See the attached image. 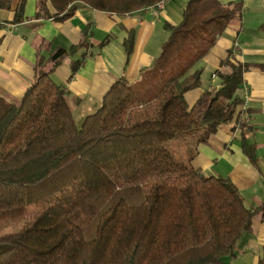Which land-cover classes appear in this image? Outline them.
<instances>
[{
    "label": "trees",
    "instance_id": "trees-1",
    "mask_svg": "<svg viewBox=\"0 0 264 264\" xmlns=\"http://www.w3.org/2000/svg\"><path fill=\"white\" fill-rule=\"evenodd\" d=\"M157 1L37 0L36 14L64 19L77 2L126 13ZM241 9L242 0H186L179 22L163 23L167 36L139 81L116 78L79 123L50 74L75 46L36 55L22 95L0 99V264H221L252 217L264 220V197L247 206L227 177L192 168L167 147L237 117L249 63L228 56L214 71L217 86L191 105L183 94ZM132 42L129 30L127 55ZM252 65L264 71V54ZM247 129L240 124V147L254 162Z\"/></svg>",
    "mask_w": 264,
    "mask_h": 264
},
{
    "label": "crops",
    "instance_id": "crops-1",
    "mask_svg": "<svg viewBox=\"0 0 264 264\" xmlns=\"http://www.w3.org/2000/svg\"><path fill=\"white\" fill-rule=\"evenodd\" d=\"M19 1L0 2V99L11 101L22 95L32 80L36 55L45 58L56 47L68 50L75 46L50 74L67 89L77 123L99 105L116 78L139 81L142 69L150 66L167 36L163 23H178L186 0H160L159 4L126 13L77 2L72 14L64 19L36 14L37 0H22L16 15ZM263 19V0H242L239 18L228 24L202 56L198 84L183 94L186 104L191 105L205 88L217 86L219 78L214 71L229 56L232 61L250 64L242 72L241 114L237 112L234 119L220 123L205 138H200L198 130L167 145L190 167L227 177L249 207L257 206L264 197V71L252 65L264 54V31L257 28ZM129 30L133 31V42L127 55L124 39ZM82 39L83 44H78ZM75 60L78 63L72 69ZM241 123L248 126L245 137L254 144V162L241 150ZM263 257L264 220L255 215L250 228L240 234L232 251L222 255L220 262L260 264Z\"/></svg>",
    "mask_w": 264,
    "mask_h": 264
},
{
    "label": "built area",
    "instance_id": "built-area-1",
    "mask_svg": "<svg viewBox=\"0 0 264 264\" xmlns=\"http://www.w3.org/2000/svg\"><path fill=\"white\" fill-rule=\"evenodd\" d=\"M155 4H159V1H157ZM233 45H234V47H235V46H236V43L234 42ZM211 76L214 77L215 74H214V73H211ZM242 103H244V101H243ZM242 103H241V104H242ZM242 108H243V105H242ZM242 108H241V109H242ZM241 109L239 110L238 115L241 114Z\"/></svg>",
    "mask_w": 264,
    "mask_h": 264
},
{
    "label": "rangeland",
    "instance_id": "rangeland-1",
    "mask_svg": "<svg viewBox=\"0 0 264 264\" xmlns=\"http://www.w3.org/2000/svg\"><path fill=\"white\" fill-rule=\"evenodd\" d=\"M77 123H79V122H77Z\"/></svg>",
    "mask_w": 264,
    "mask_h": 264
}]
</instances>
